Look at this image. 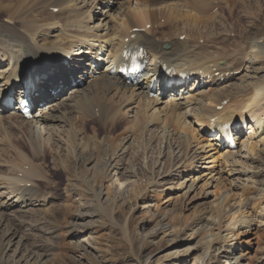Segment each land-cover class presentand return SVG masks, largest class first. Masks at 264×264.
<instances>
[{
    "label": "rangeland",
    "instance_id": "obj_1",
    "mask_svg": "<svg viewBox=\"0 0 264 264\" xmlns=\"http://www.w3.org/2000/svg\"><path fill=\"white\" fill-rule=\"evenodd\" d=\"M251 1L224 0L221 4H217L218 6L210 11L206 17H203L202 24H204L202 26L201 24L199 26L193 25L192 22L188 23V20L181 19L178 23L175 21L170 26L164 25L154 28L159 30L158 36L164 41L173 38H175L174 40L184 39V35L178 36L179 32L193 35H190L191 38L189 37V42L192 44L191 50L206 48L207 45L205 44H209V40L212 39L220 46L227 48L225 54L233 53V58L236 55L237 57L240 56L236 66L239 67L241 64L242 66L238 72L235 70V72H231L236 74L225 84L219 86H213L215 84L205 85L196 90L185 91L182 94L184 99H180L182 105L179 106V110L185 112L184 120L186 122H192V125L190 124L192 129L198 130V135L203 140L200 144L192 140L191 133L185 132L183 129L176 132L169 124L166 125L165 116L162 112L156 116L155 120L157 121H153L156 112L165 106L163 103L151 105L142 111L145 116L144 125L147 128L154 127L155 134H159L158 137L163 135L164 139L160 141L161 138L158 137L149 138L141 132L143 137L138 142L137 154H132V150L129 149L130 151L128 150L123 156L120 155L121 151L117 149L118 154L112 157L115 159L113 166H116L117 170H110L108 175L102 173L101 165L104 162L106 149L104 150L105 147L102 146L96 150L94 149L96 144L106 139L115 147L122 137L132 134V132L137 134L139 131L136 128L134 130L132 125L135 119L134 114L138 110L137 100L127 106V108H133L129 109L128 119L124 118L127 117L125 107L124 111H121V114L124 115H122V121H118L116 124L112 121L111 124L107 119L109 118L107 114V120L101 121L99 112L103 108L107 109L106 106L109 105L111 107L110 113H113L114 104L122 101L119 100L121 91L119 93L114 91L103 93L101 97L106 106L100 104L99 107V103L102 101L97 99L98 104L95 105L94 113L98 111L99 118L94 114L89 120L84 119L85 124L77 122L73 130L65 127L68 129L65 131L67 134L58 132L60 128L57 129L56 127V133L61 134L59 137L55 136L56 139H63V142L56 143V146L60 147L61 145L60 149L56 148V155L53 151L54 142L51 152L34 158L33 149L29 148L28 138L21 133V129L0 130V159L2 160L0 164L3 165L1 170L4 172V168L10 166L12 162L15 161L14 165L20 161L11 157L18 156V149L19 147L22 148L25 153L31 155L29 156L32 159L30 162L37 163L39 172L45 176L43 181H39L38 194L49 197L48 202L29 205V214L26 213V216L24 214L25 217H19L20 215L8 213V210L0 208V212H2V214L0 213V248L5 251H3L4 257L2 261L0 260V264H12L13 260L17 264H225L226 261L229 264L234 259L235 264H264V196H261L262 192L264 193V133H260V128L247 122L245 126L241 127L242 131L240 132L242 134L240 141L256 133L252 140L256 142L255 155L258 157L255 156V160L245 161V159L239 158V156L243 157L244 155L243 151L239 152V140H237L235 150L233 149L236 153L229 156L227 162H221V159H218L219 168H227V166L232 167V169L236 168V173L234 172L229 178L231 186H229L228 180L223 179L222 183L217 185L218 188L217 186L206 188L210 195L204 197L203 187L199 186L201 181L196 180L185 200L182 199V203L175 206L161 204L168 196L181 193V189L185 185L183 180L200 175L205 165L208 164L205 163L207 159H197L192 167H187L185 172L178 173L182 168L183 161L191 159L193 156L195 158L197 153L199 154L198 157H202L206 153L208 137L212 136L209 135V132L199 129L197 123L195 124L191 119L189 112L193 105L192 102L200 97L198 95L200 90H206L208 87L216 88L213 90L223 88L227 94L233 84H238L245 75L251 76L252 70L258 71L260 77L264 76V59H255L253 68H249L251 64L249 61H245L248 57H246V53L250 49V44L264 42V0ZM131 3L134 4L135 0H132ZM114 9L115 5L109 14H112ZM100 10L102 9H100L99 4L98 9L94 8L93 13H90L93 16L94 25L98 23L99 26L103 23ZM6 15V8L0 4V17L5 20ZM209 17L211 20L206 22ZM163 19L160 20V23H163ZM215 24L216 28H214ZM223 27L230 32L227 34ZM38 28L40 30L38 29L39 31L37 30V33L31 37L37 39L39 43L42 42L43 38L52 39L49 37L51 34L44 32L43 22H39ZM198 30L203 32L198 34ZM225 35L227 39L230 38L228 42L224 40L226 39ZM55 42L65 44L67 51L73 47L67 37L60 36V39L55 40ZM93 44L96 45L97 42H93ZM163 48L168 50L169 46L166 47L164 43ZM222 55L224 53L219 56ZM219 62L224 64V59H220ZM86 67L88 66L86 65ZM97 71L98 73L106 72V68H98ZM87 76L85 74L82 77L86 78ZM91 79L88 77L86 85L90 84ZM71 83L69 87H73L74 82ZM44 88L43 93H47L44 96L46 103L34 104L33 114L39 110L46 114L49 105H53L60 99H65L69 93V88L59 95L54 94L60 92L61 89L55 91L46 85ZM160 99L162 102L170 100L168 95H162ZM56 106L58 107V105ZM50 108L52 109V107ZM114 109L117 108L114 106ZM117 111L120 113L119 109ZM79 120L81 121V119ZM251 126L252 129H249L248 127ZM167 134L168 137L165 138ZM70 135L72 138L69 137ZM88 139H91V142H85ZM175 139L180 140L181 147H177ZM75 140L76 145L73 142ZM86 145L90 147H86ZM201 145L204 147V152L197 148ZM73 147L75 148L74 153V150L71 149ZM64 148H68L67 150L73 154L70 155L68 161L61 162L57 159L58 153L59 150L61 153L64 152L62 151ZM171 150L172 152H170ZM241 150L245 149L241 147ZM109 155L111 156V153ZM171 155L172 157H170ZM130 156L132 157L130 158ZM174 157L176 158L174 159ZM89 159H92V162ZM26 165L28 164L26 163ZM167 167L170 168V171ZM27 168L28 166L24 167L25 170ZM86 168L89 170L88 174H84ZM248 168V172L242 171ZM75 169L80 174L77 175L74 172ZM91 171H94L96 175L92 174ZM177 174L179 176H176ZM24 184L26 183L24 182ZM224 188H229L231 195H233L231 196V203L243 199L246 206L241 209L235 207L234 205L238 204V201L236 204H230L222 212L221 222L218 224L216 218L218 206L213 202V198ZM0 192L4 194L0 197V201L7 199L6 190L0 189ZM180 198L182 196H179ZM234 213L239 214V216L236 218L237 222L233 224V226L235 225L233 227L230 226L232 225L230 223H232L231 218L235 215ZM245 216L249 221L242 223L241 219ZM218 226L219 228H217ZM9 227H11L10 230ZM7 230L13 231L12 233L15 232L12 242L7 241L8 237L12 236V233L10 234Z\"/></svg>",
    "mask_w": 264,
    "mask_h": 264
},
{
    "label": "bare ground",
    "instance_id": "obj_2",
    "mask_svg": "<svg viewBox=\"0 0 264 264\" xmlns=\"http://www.w3.org/2000/svg\"><path fill=\"white\" fill-rule=\"evenodd\" d=\"M7 1H0V4L6 8L7 13L5 18L7 21L0 17V96L2 94H6L13 85L15 87L16 81H18L19 78V82L21 84L20 88L27 86V90H29L32 102L37 105L40 102L46 103V98H44V96H46L47 93H43L45 90L44 85L52 88L55 91L61 89L60 92H56L54 95H59L69 88V93L65 96V99H60L59 101L53 103V105H49V110L46 112V114L39 110L37 113L33 114L30 119L23 118L13 106H0V130L21 129L22 132H20L23 133V135L25 134V136L28 138L27 140L29 148L33 149L32 154L34 158H39L44 156V153L47 154L46 152H51L54 142L55 144L53 151L54 155H56V148H61V145L60 147L58 145L56 146V143L63 142V139H56V137L61 135L56 133L58 128H60L58 129V132L60 133L65 132L66 130L68 131V129L73 130V127L77 122L79 124H85V118H92L94 114L98 116V111L95 110L96 113H94V109H96L95 105L97 106L98 104L97 99L102 101V103L105 102L102 100L101 95L106 91H114L117 93L121 91L119 100L121 99L122 101L114 104V106L120 110V113L117 111V109H114V106L112 107L113 113H110L111 107L109 105L108 107L106 106V103L105 105L104 103H99V107L100 104L107 107V109L102 107L103 109L101 112H99L101 121L104 122V120L108 119L109 123L111 124L112 121L113 123L115 122V124L118 121H122L124 115L121 114V111H124L125 107V114L127 117L124 118L128 119L130 112L129 109L132 107L127 108V106L131 105L137 100L138 110L134 114L135 119L132 125L134 130L138 129L140 132L138 131L137 134L132 132V134L122 137L119 144H117L115 147L113 143L106 139H103L96 144L94 149L99 150L102 146L105 147L103 148L104 150L106 149V153L104 154L103 158L104 162L101 165L102 173L108 175L112 170H117L116 166H113L115 159L112 158L113 155L118 154L117 149L121 151L120 155L126 154L129 149L132 150V154L134 153V155H136L137 148L139 146L138 142H140V138L143 137L141 134L144 133L145 135L149 136V138L159 136V134H155L154 127L147 128L146 125H144L145 116L142 111L145 109V107L148 108L151 105H160L163 103L165 106L163 109H160L158 112H156L155 116L153 117V121H157L155 120L156 116L162 112L165 116L164 121L167 123H165L166 125L169 124V126H171L176 132H180L183 129L185 132L187 131L191 133L192 140H195L200 144L202 139H200L198 135V130H196V128H194L195 130L192 129V122H186L184 120L185 112L179 110V106L182 105V100L180 99H184L180 92L184 90L186 92L192 89L196 90L199 87L205 85L215 84L213 86H219L221 84H225L226 81L232 79V77L236 74H232L231 72H238L242 66V64L239 67L236 66V62L239 61V55V57H237L235 54L236 56L233 58V53L225 54L227 48L220 46L219 43L213 41L212 39L209 40V44H205L207 45L206 48L200 50H191L192 44L189 42V37L191 34H188L184 31V33L179 32L180 34L178 36L184 35V39L174 40L175 38H173L164 41L158 36L159 30L154 29L156 26H170L175 21L178 23L181 19H185L186 21L188 20L187 22H192L193 25L199 26L201 24L202 26L204 24H202L204 21L203 17H206L217 4L213 3L217 1L221 4L224 2V0H135L134 4L131 3L132 0ZM102 2L104 3L103 5ZM99 4L100 9H102L100 10V15L103 17V23L98 26V23L94 25L92 22L93 16L90 13H93L94 8L98 9ZM114 5L115 9L112 10V14H109V11ZM256 6H258V4H256ZM161 18H164V23H160L159 20ZM209 20H211L210 17L206 19V22ZM39 22H43L44 32L51 34L49 37L52 39L43 38L42 42L39 43L37 39L31 37L34 36L37 33V30L40 28H38ZM148 24H150L151 28L146 29L145 27ZM135 28L138 30L135 31ZM214 28H216V24L214 25ZM223 30H226L227 34L230 32V30L225 29V27H223ZM202 32L201 30L197 31L198 34H201ZM132 34H134V38H130ZM60 36L67 37L68 40L70 39L72 43L71 45L73 47L83 44L85 47L89 48L90 53L96 51L98 47L100 48L97 50L102 51V47L104 48V45L107 44L108 51L106 58L109 59L111 63L117 64L123 62L120 54L124 45L139 44L146 49L149 56L154 57L155 61L152 64L153 73H160V68H162L163 65L170 67L171 71L187 68L191 71H194V79L188 87H181L179 89L180 92L174 94L176 91L175 88L168 90L163 87L164 83L168 80L166 77L164 81L159 84L158 89L161 92L167 91V93L170 95V100H167V102H162L158 95L152 98L149 97L150 78L145 80L144 85L132 86L128 85L121 78L114 74H108L106 72H100L99 74H96L98 71H95L94 74L91 75L90 73L92 72L87 71L85 66H90V63L84 62L82 56L68 58V60H70V62H68L69 67H65L63 63L67 52L65 44H57L55 42V40L60 39ZM229 39L226 38L224 40L228 42ZM125 40H127V42ZM93 42H97V44L95 45ZM164 43L166 44V47L169 46L168 50H164ZM221 53H224V55L219 56ZM246 57L247 60L245 61H249L251 64L249 68H253L252 66L255 64V59H264V42H254L250 44V49L246 53ZM220 59H224V64L219 62ZM199 70L202 72V74L199 72ZM4 72L6 73L3 74ZM85 74L88 76L86 78L82 77ZM76 77L78 78L77 80ZM88 77H91L92 79L90 84L86 85V81L88 82ZM243 79L246 80L243 81ZM243 79H241L238 84H233V86L229 88V93L227 94H225L226 90L223 88H219V90H213L216 88L208 87L206 90H200L198 94L200 97L192 102L193 105L189 109V112L191 114V119L195 124L197 123L201 131L209 132L208 127L212 119H215V122L219 120L231 121L234 125L232 132L236 135V139L240 142L239 152L243 151L244 153L243 157L239 156V158L245 159L246 161L256 159V142L252 141L253 136L256 133L251 134L247 138L245 137L247 140L243 138V140L240 141V135H242L240 132L242 131V128L238 124H243L244 122L246 124L249 122L252 124V126L260 128V133H264V76L260 77L258 71L252 70V75H245ZM30 81L34 83V90L29 86ZM71 82H74L73 87H69ZM245 91H249V93L246 92L242 94ZM18 93H21V91H18ZM96 93L98 94L96 95ZM209 93L211 94L209 95ZM222 101H225V103L223 104ZM109 104L111 105V102ZM56 105H58V107ZM219 106L220 109L217 108ZM50 107H52V109ZM106 114L109 115L108 117L110 119H106ZM79 119H81V121ZM252 126L248 128L252 129ZM65 133L67 134V132ZM169 135L172 137L171 134ZM69 137H71V135ZM167 137L168 134L165 138ZM218 137L219 134L208 137L209 142L207 145V151H205L206 153H204L202 157H198L199 154L197 153L195 158L193 156L191 159L183 161V165H181L182 168L178 173H183L185 172V168L192 167L193 163L196 162L197 159H207L205 163L208 164L207 166L205 165L204 170L200 175L193 176L188 180H183V182L185 181V185L184 188L181 189V193L168 196L163 202H161L162 205L167 206V204H172L175 206L179 203H182L183 200H185L188 192L192 190L191 188L193 187L196 180L201 181L199 186L203 187L204 197H206V195H210L206 188L215 187L217 185L219 186L223 179L228 180L229 186L232 185L230 184L229 178L232 177L233 173L236 171V168L232 169V167L228 166L227 168H219L218 159H221V162H227V158L229 156H233L236 151L230 150L227 147L219 148L218 144L216 143ZM158 138H161V140H159L162 141L164 136L161 135ZM263 138L261 140H263ZM90 140L91 139H88L85 142L89 143L91 142ZM73 142L74 144H77L76 140ZM176 142L177 147H181L180 140L175 139V143ZM202 145L197 147L198 149H201L200 151L204 150ZM86 147L90 146L86 145ZM241 147H243L245 150H241ZM19 149V154L18 152L16 153L18 156H9L11 158L19 159V162L14 165L13 163H15V161L12 162L10 166L4 168V172L1 170L3 165L0 164V189H5L6 194L8 195L7 199L5 198V200L0 201V208L8 210V213H15L20 215L19 217H22L24 214L26 216V213L29 212V205L32 206L37 203L42 204V202H48L49 197L42 194L41 192L40 193L42 195L38 194L40 189V187L38 189V184L40 185L39 181H43L45 177L44 174L39 172V165L35 162H30L32 159L29 156L31 155L25 153L22 148L19 147ZM67 149L68 148L62 149V151H64L62 153L59 150L57 158L59 161H68V158L71 157L70 155L75 152L74 147L71 148L74 150L73 153L69 152L70 150L68 151ZM170 152H172V150ZM109 153H111V156ZM131 157L132 156H130V158ZM170 157H172V155ZM175 158L176 157H174V159ZM193 158L194 160L192 161ZM10 160L7 159V161ZM89 160L92 162V159ZM0 162H2L1 159ZM26 163L28 165H26ZM25 166H28L27 170L24 169ZM249 168L242 171L248 172ZM168 169L170 171V168ZM165 170L167 171V169ZM88 171L89 170L86 168L84 174H88ZM74 172H76L77 175L80 174L77 169H75ZM11 173L13 174L10 175ZM91 173L96 175L94 171H91ZM2 174H5L6 177L2 176ZM176 176L179 175L177 174ZM24 182L26 184H24ZM3 195L4 194L0 192V197ZM179 196H182V198L179 199ZM231 196L233 195H231L230 189L224 188V190L222 189V191H220V193L213 198V202H215V204L218 206L216 216L218 222L215 221L218 224L221 222L220 218H222V212L230 204H236L238 201V204L234 205L235 207L237 206L239 209H241L242 207L246 206L245 202H243V199L235 200L233 203H231ZM261 196H264L263 192ZM0 213L2 214V212ZM237 213H234L235 215L232 216V223H230L232 225L230 226H233V224L237 222L236 218L239 216ZM46 220L48 221L47 218ZM247 220L248 218L245 216V218L241 219V222L246 223L249 221ZM217 228H219V226ZM8 229L10 230L11 227ZM9 230H7V232H10L11 234L13 231ZM14 236L15 232L12 233V236L8 237V240H6L8 242H12L14 240ZM225 239L223 240L226 241ZM3 251L4 249L0 248L1 261L3 260V254L5 252ZM234 260L229 262V264H235ZM224 263L227 264V261ZM12 264L17 263L13 260Z\"/></svg>",
    "mask_w": 264,
    "mask_h": 264
}]
</instances>
